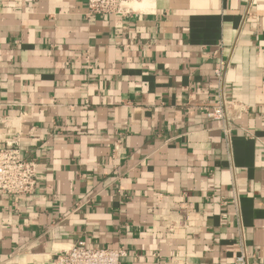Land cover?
I'll use <instances>...</instances> for the list:
<instances>
[{
    "label": "crops",
    "instance_id": "1",
    "mask_svg": "<svg viewBox=\"0 0 264 264\" xmlns=\"http://www.w3.org/2000/svg\"><path fill=\"white\" fill-rule=\"evenodd\" d=\"M129 7L0 0V145L39 163L35 194L0 195V264L81 240L124 264H234L240 236L264 264V0ZM219 96L248 111L208 118Z\"/></svg>",
    "mask_w": 264,
    "mask_h": 264
},
{
    "label": "built area",
    "instance_id": "2",
    "mask_svg": "<svg viewBox=\"0 0 264 264\" xmlns=\"http://www.w3.org/2000/svg\"><path fill=\"white\" fill-rule=\"evenodd\" d=\"M87 6V16H125L131 13L129 3L134 0H83ZM249 6L254 0H247ZM228 62L222 60L216 74L223 75ZM248 108L245 104L219 96L209 107H205L208 118L222 122L240 119ZM234 113V116H233ZM232 128L223 127V133L230 138ZM39 163L35 159H27L22 155L18 140L7 141L0 145V195L19 198L23 195H33L38 189ZM171 229V228H170ZM240 250L234 264H251L250 256L245 248L243 236L239 239ZM128 255L126 247L89 246L81 240L64 249L50 260L49 264H124L123 258Z\"/></svg>",
    "mask_w": 264,
    "mask_h": 264
},
{
    "label": "bare ground",
    "instance_id": "3",
    "mask_svg": "<svg viewBox=\"0 0 264 264\" xmlns=\"http://www.w3.org/2000/svg\"><path fill=\"white\" fill-rule=\"evenodd\" d=\"M131 5V4H130Z\"/></svg>",
    "mask_w": 264,
    "mask_h": 264
}]
</instances>
